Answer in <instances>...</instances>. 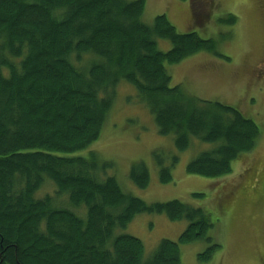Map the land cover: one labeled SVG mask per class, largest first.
<instances>
[{
	"label": "trees",
	"instance_id": "1",
	"mask_svg": "<svg viewBox=\"0 0 264 264\" xmlns=\"http://www.w3.org/2000/svg\"><path fill=\"white\" fill-rule=\"evenodd\" d=\"M144 6L145 0H0V264H180V243L210 240L213 221L203 208L177 199L147 203L126 193L107 174L113 163L88 150L121 83L134 87L177 153L193 138L216 143L188 162V173H229L259 136L257 124L236 107L170 83L165 64L215 51L214 41L178 32L164 14L145 23ZM195 8L193 19L201 20ZM218 22L232 25L236 16ZM158 39L170 49L161 50ZM177 153H152L160 182L172 180ZM128 178L144 188L149 169L136 162ZM45 183L53 193L37 197ZM138 213L187 226L177 242L162 239L146 255L139 238L119 232ZM218 247H208L200 261Z\"/></svg>",
	"mask_w": 264,
	"mask_h": 264
},
{
	"label": "rangeland",
	"instance_id": "2",
	"mask_svg": "<svg viewBox=\"0 0 264 264\" xmlns=\"http://www.w3.org/2000/svg\"><path fill=\"white\" fill-rule=\"evenodd\" d=\"M145 0L142 20L151 24L164 14L180 33L196 32L214 41L215 51L201 50L178 63L165 64L172 85H181L190 95L236 107L259 128L254 148L232 162L229 173L206 177L186 171L198 152L216 143L192 139L189 148L177 153L172 137L158 134L152 115L141 103L134 87L121 83L112 110L100 137L88 150L113 163L107 171L123 191L147 203L177 199L209 213L213 226L207 236L180 243V264H264V0ZM196 4V5H197ZM198 4V5H199ZM199 10L201 20L191 12ZM228 14L236 16L232 25L219 23ZM161 50L170 49L168 40L158 39ZM177 153L179 160L171 169L172 180H159L152 153L155 150ZM86 154L87 150L79 152ZM142 161L149 169L146 187L128 178L131 166ZM50 183L36 194L53 193ZM194 194H201L194 196ZM62 202L67 201L62 196ZM71 208L83 213V208ZM187 221H171L162 214L138 213L119 232L139 238L148 255L162 239L177 242ZM213 244L219 247L210 258L200 254Z\"/></svg>",
	"mask_w": 264,
	"mask_h": 264
},
{
	"label": "flooded vegetation",
	"instance_id": "3",
	"mask_svg": "<svg viewBox=\"0 0 264 264\" xmlns=\"http://www.w3.org/2000/svg\"><path fill=\"white\" fill-rule=\"evenodd\" d=\"M0 246H1V244H0ZM1 248V251H2V247H0Z\"/></svg>",
	"mask_w": 264,
	"mask_h": 264
}]
</instances>
